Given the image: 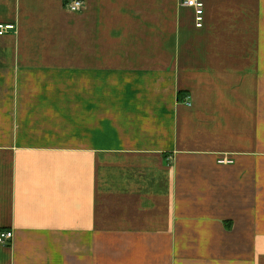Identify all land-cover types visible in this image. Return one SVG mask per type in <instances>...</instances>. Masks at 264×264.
Wrapping results in <instances>:
<instances>
[{
  "label": "crops",
  "instance_id": "obj_1",
  "mask_svg": "<svg viewBox=\"0 0 264 264\" xmlns=\"http://www.w3.org/2000/svg\"><path fill=\"white\" fill-rule=\"evenodd\" d=\"M68 1L0 0V264H264V0Z\"/></svg>",
  "mask_w": 264,
  "mask_h": 264
},
{
  "label": "built area",
  "instance_id": "obj_2",
  "mask_svg": "<svg viewBox=\"0 0 264 264\" xmlns=\"http://www.w3.org/2000/svg\"><path fill=\"white\" fill-rule=\"evenodd\" d=\"M183 5L191 8L195 15V26L196 28H202L203 26V13L204 5L201 0H184ZM84 8V3L80 0H69L65 4V9L72 13H78ZM13 26L0 25V36L5 34L7 31L12 30ZM187 106H190V102H186ZM13 239L12 232H0V245H8Z\"/></svg>",
  "mask_w": 264,
  "mask_h": 264
}]
</instances>
